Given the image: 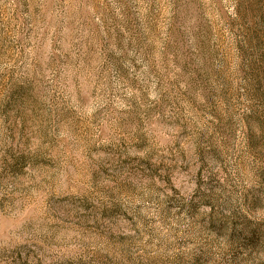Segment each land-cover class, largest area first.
Segmentation results:
<instances>
[{
    "label": "rangeland",
    "instance_id": "1",
    "mask_svg": "<svg viewBox=\"0 0 264 264\" xmlns=\"http://www.w3.org/2000/svg\"><path fill=\"white\" fill-rule=\"evenodd\" d=\"M0 264H264V0H0Z\"/></svg>",
    "mask_w": 264,
    "mask_h": 264
}]
</instances>
